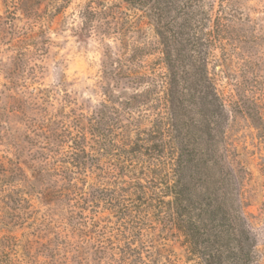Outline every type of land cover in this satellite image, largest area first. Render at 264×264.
Wrapping results in <instances>:
<instances>
[{"label": "trees", "instance_id": "trees-1", "mask_svg": "<svg viewBox=\"0 0 264 264\" xmlns=\"http://www.w3.org/2000/svg\"><path fill=\"white\" fill-rule=\"evenodd\" d=\"M121 1L153 14L148 19L157 47L136 48L130 57L105 47L98 83L104 99L91 110L60 83L58 92L38 91L14 107V138L4 130L9 123L0 109V145L13 142L6 144L11 159L0 171V185L18 181L10 201L26 203L27 196L64 209L74 230L89 225L86 211L106 215L96 223L90 219L102 244L95 252L118 258L116 264H154L139 223L159 195L202 264H258V258L264 264L244 212L247 171L228 134L230 122L243 118L264 148V79L221 86L228 61L221 43L229 22L218 13L214 30L197 36L189 26L201 1L188 6L184 21L181 0ZM20 50L17 63L30 54Z\"/></svg>", "mask_w": 264, "mask_h": 264}, {"label": "rangeland", "instance_id": "rangeland-1", "mask_svg": "<svg viewBox=\"0 0 264 264\" xmlns=\"http://www.w3.org/2000/svg\"><path fill=\"white\" fill-rule=\"evenodd\" d=\"M131 1L144 5L156 0ZM199 1L202 4L198 5L203 6L194 11L195 18L189 26L197 36L214 30L218 13L229 22V36L221 43L228 55L220 74L221 86L224 87L223 81L264 79V0H224L223 3L181 0L182 21L186 20L188 6ZM61 3L67 4L57 13L56 6ZM159 7L161 9L162 5ZM147 9L136 10L121 0H0V109L4 110V121L9 123L4 130L18 138L15 117L19 115L11 113L14 107L38 91L58 92L60 83L61 89L88 110L98 105L104 99L98 83L105 47L114 55L124 49L126 57L136 48L157 47L158 40L149 20L153 19V14ZM38 47L41 51L35 52ZM20 49L30 53L23 63L15 61ZM116 58L113 56V60ZM219 70L217 67L216 71ZM224 90L227 94L230 87ZM230 127L228 134L235 147L236 160L247 171L243 180L244 212L260 257V252L264 251V176L261 172L264 148L260 147L257 131L243 118L236 117ZM11 139L0 145V171L11 159L6 147L13 143ZM19 188L18 181L0 185V264H116L118 258L95 252L102 244L94 238L95 229H91L90 219L96 223L106 215L95 216L86 211L84 217L89 225L81 231L74 230L65 219L64 209L44 206L36 198L27 196L24 197L26 203L10 201L12 192ZM160 198L161 195L156 196L158 200L149 204L152 206L147 207L139 223L152 263L202 264L199 257L191 253L184 233L174 221L171 207L159 204ZM258 260L260 264V258Z\"/></svg>", "mask_w": 264, "mask_h": 264}]
</instances>
